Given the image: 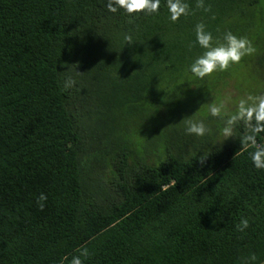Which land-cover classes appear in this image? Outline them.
<instances>
[{
  "label": "trees",
  "instance_id": "1",
  "mask_svg": "<svg viewBox=\"0 0 264 264\" xmlns=\"http://www.w3.org/2000/svg\"><path fill=\"white\" fill-rule=\"evenodd\" d=\"M188 2L173 23L166 0L135 19L109 0H0V264H66L81 246L85 264H264V171L240 146L245 125L226 141L223 124L204 121L213 134L198 138L171 120L220 84L187 71L204 51L190 47L195 25L245 36L264 59V0ZM138 114L147 150L126 129ZM90 129L100 149L86 147Z\"/></svg>",
  "mask_w": 264,
  "mask_h": 264
},
{
  "label": "clouds",
  "instance_id": "2",
  "mask_svg": "<svg viewBox=\"0 0 264 264\" xmlns=\"http://www.w3.org/2000/svg\"><path fill=\"white\" fill-rule=\"evenodd\" d=\"M161 0H109L107 9L109 12L116 13L118 10L130 18L135 19L134 14H159ZM168 18L175 23L181 17L192 14V9L188 0H166ZM197 7L203 8L205 12L210 9L204 7V0H197ZM195 41L190 47L198 45L204 51L202 54L188 65L187 71L191 76L198 80L211 77L216 72H223L229 69L230 65L239 64L246 56H251L256 52L253 42L245 36H237L231 31L223 33L222 39L214 37L204 23L195 25ZM130 41V37H126ZM231 97L224 100L208 103L207 110L212 117H218L223 121V127L219 130V135L225 140L234 136L238 124L243 123L246 127L245 133L240 140V146L251 148L249 156L254 169L264 171V143H260L261 134L264 133V94L253 95L251 93L241 97L235 105V110L228 112L226 104ZM185 123V134L202 138L211 136L213 130L204 122L203 119H195L193 115L182 120ZM210 156L200 155L199 162L204 164ZM47 197L41 193L36 203L42 211L46 205ZM250 226L247 218H241L236 229L244 232ZM75 255L69 259L65 257L66 264H85L91 253L86 246L76 249ZM257 257L250 255L244 264H255Z\"/></svg>",
  "mask_w": 264,
  "mask_h": 264
},
{
  "label": "rangeland",
  "instance_id": "3",
  "mask_svg": "<svg viewBox=\"0 0 264 264\" xmlns=\"http://www.w3.org/2000/svg\"><path fill=\"white\" fill-rule=\"evenodd\" d=\"M264 11V10H263ZM251 22L245 21V24L241 27L243 29V33L246 36L250 35L252 36V39H254V33L250 32L252 28H250ZM250 32V33H249ZM264 37V36H263ZM259 46V45H258ZM264 49V38L262 39L261 45ZM259 46V47H260ZM264 56V55H263ZM224 80V82H223ZM223 82V83H222ZM216 83H220L218 85V88L215 92H210L207 94L209 96V99L206 100V102L203 101V104L197 105V103L201 102L202 97L201 94L190 96L186 95L185 93L181 92L182 95L180 98H188L184 101V106L181 107L182 109L179 112H174V115L171 117V120H173V124L175 122H178L176 126H174V129H177L179 131L185 132V123L182 121L183 119L187 117H191L193 115V118L195 119H203L204 121H209L210 123H217L218 125L223 124V121L218 117H212L207 110L208 103H211L213 101L219 102L225 99V97H231V100L226 104V110L228 112H232L235 110L236 102L243 96H245L248 93H251L253 95H259L264 94V59H261L260 57L256 56H246L242 59V61L239 64L236 65H230L229 69L226 71H223L220 73L218 79H214L212 77H209V79H206L204 84L211 85L214 87ZM217 87V85H216ZM180 94V93H178ZM201 96V97H200ZM88 98H85L86 105L88 106ZM200 100V101H199ZM91 106V104H89ZM204 107L206 110L205 115H203V110L201 107ZM166 119H170V116L168 113L165 114ZM138 119L134 124H131L132 122L127 124V131L129 134H134L137 137H141L139 139V143H144L146 150L149 149L150 145L149 142H146V138L143 136L146 135V131L150 129V119L148 116H146L144 119L141 118V116L138 114ZM147 119V120H146ZM146 121V122H145ZM170 122V121H169ZM180 122V123H179ZM149 123V124H148ZM167 124V123H166ZM94 127V125H93ZM90 133L87 136L89 139L86 143L87 148H101L103 141H101V138L98 139L96 136L95 129H90ZM86 138V137H85ZM148 143V144H147ZM146 152V151H145ZM91 161L93 160V157H90ZM88 172L87 175L91 179H95L97 177V170L98 166L94 162H91L88 166Z\"/></svg>",
  "mask_w": 264,
  "mask_h": 264
}]
</instances>
